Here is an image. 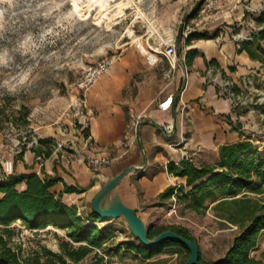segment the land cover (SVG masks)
Segmentation results:
<instances>
[{"label":"rangeland","instance_id":"rangeland-1","mask_svg":"<svg viewBox=\"0 0 264 264\" xmlns=\"http://www.w3.org/2000/svg\"><path fill=\"white\" fill-rule=\"evenodd\" d=\"M119 2L106 0V16L99 21V6L85 18L86 10L74 11L71 0H0V180L14 173L17 161L24 162L32 154L33 162L38 163L35 157L42 155L33 151L39 148L40 139L51 140L42 146L46 151L51 149L50 156L63 151L91 157L86 151H93L92 139L93 147H85L83 152L80 147L90 137H84L82 130L102 111L90 101L94 85L117 81V105L129 115L128 100L151 71L147 57L158 53L160 63L167 64L160 55L163 42H174L182 55L200 41L185 46L190 33L211 37L218 33L210 39L237 42L255 29L249 14L264 9V0H133L122 16L115 17ZM88 4L89 0H78L79 8ZM102 61L111 63L109 69L96 75ZM214 79L204 80L213 86L219 77ZM247 90L252 108L248 112L237 109L248 119L240 120L236 127L243 128L247 136L261 138L264 92L250 86L243 91ZM134 120L130 116L128 125ZM208 161L213 165L217 159L210 156ZM201 165L205 164L196 166ZM224 196L220 188L198 194L202 206L197 212L189 208L194 202L190 196H173L165 202L156 198L144 205L140 215L147 229L186 230L199 249L201 261L212 263L226 253L249 215L264 213V186L256 193L234 197L244 198V204L219 207L217 203ZM96 226L110 230L113 237L79 264H91L95 255L112 264H182L187 259V250L172 243L151 259H142L127 248L136 246L137 241L122 217L98 221ZM10 228L8 246L21 259H29L43 248L59 253L58 243L65 239L64 231L53 227L30 231L15 222Z\"/></svg>","mask_w":264,"mask_h":264},{"label":"crops","instance_id":"crops-1","mask_svg":"<svg viewBox=\"0 0 264 264\" xmlns=\"http://www.w3.org/2000/svg\"><path fill=\"white\" fill-rule=\"evenodd\" d=\"M236 49L235 41L200 40L186 50L198 53L189 65L185 64L184 53L180 54L171 81L163 77L168 65L160 63L158 58L157 64L149 67L151 71L145 82L138 84L136 93L128 100L129 115L117 105V81L94 85L90 101L102 111L89 119L88 131L94 147L86 154L93 156L104 152L112 158L109 165L90 167L82 155L61 151L41 164L33 162V154L24 162L17 161L14 173L58 178L60 181L51 192L61 195L64 203L86 215L84 210L91 209L92 199L100 186L125 169H131L111 192L110 198H117L133 209L144 222L140 212L148 201L158 198L169 186L185 183L184 179L167 173L168 163L178 164L182 159H189L194 165L208 164L210 156L217 159L219 147L246 138L247 132L236 127V123L247 121L248 116L233 112L230 101L221 97L202 77L207 63L215 60L218 69L238 90L250 86L259 93L264 92V66L245 52L237 53ZM141 52L145 53L142 47ZM169 94L174 96L172 108L160 111L158 101ZM130 116L133 120L138 118L137 137L131 139L130 149L123 154V133ZM80 150H86L84 144ZM64 185L77 192L64 193Z\"/></svg>","mask_w":264,"mask_h":264},{"label":"trees","instance_id":"trees-1","mask_svg":"<svg viewBox=\"0 0 264 264\" xmlns=\"http://www.w3.org/2000/svg\"><path fill=\"white\" fill-rule=\"evenodd\" d=\"M249 15L256 28L250 32L248 38L236 42V51L245 52L250 59L264 64V9ZM217 36L218 33L213 37L208 33H190L185 40V46H189L193 40L214 39ZM197 54L196 51H185V64L189 65ZM207 66L218 69L215 60H211ZM221 76L226 78L222 71ZM232 89L238 90L235 86ZM232 111L236 114L243 113L238 112L237 109ZM82 134L87 137L88 128H84ZM49 142H51L49 139H40L39 148L34 149L33 153L47 159L51 149L46 151L42 146ZM166 171L174 177L184 179L185 183L166 188L158 195V199L162 202L173 196L179 198L190 196L194 202L189 208L197 212L202 206V198L197 197L198 194L220 188L224 190L226 196L217 203L219 207L227 204H244V198L234 197L243 192L256 193L261 186H264V141L260 137L246 136L244 140L219 147L217 161L213 165L196 166L189 159H182L178 164L168 163ZM59 181L56 177L40 178L36 174L15 173L0 180V264H79L93 250H99L103 244L112 239L110 230L96 226L99 218L92 210L83 216L75 206L64 203L61 195L51 192V188ZM186 188L189 191L184 192ZM63 192L75 193L77 189L64 185ZM15 222H20L30 231H39L47 227L64 231L65 239L58 243L59 253L43 248L31 258L21 259L18 253L8 246L12 235L10 226ZM166 230H171L194 242L186 230L178 227L148 229V237L152 239ZM132 238L137 241L133 235ZM169 243L172 242L148 250L137 241L136 246L129 245L127 248L142 259L149 260ZM91 264L112 263L95 255ZM199 264H264V213H253L247 217V224L233 238L230 247L221 258L212 263H203L199 254Z\"/></svg>","mask_w":264,"mask_h":264},{"label":"built area","instance_id":"built-area-1","mask_svg":"<svg viewBox=\"0 0 264 264\" xmlns=\"http://www.w3.org/2000/svg\"><path fill=\"white\" fill-rule=\"evenodd\" d=\"M161 45L163 46V50H161L160 55L167 61V64L169 67V69L166 72H164L163 76L167 80L171 81L173 80V75L177 68L180 54L177 53L174 42H168V43L163 42ZM150 55L151 56L147 57V64L149 66H155L158 62V56H157L158 53L150 54ZM110 64L111 63L108 61H102L95 69V74L101 75L107 72ZM217 77H219V80L217 81L216 85H213V86L216 87L217 92L221 97L230 101L232 109H241L247 112L251 111L252 105H250L249 103L251 99H249L248 95H246L247 93L249 95L251 94L248 90L247 91H242V90L234 91L232 89L234 86L232 81L226 78H221L220 70L215 67L208 66L206 70L204 71L203 78L205 80H210L212 78L214 79ZM173 100H174L173 94H169L162 101H158L157 108L160 111H169L173 106ZM137 120L138 118H136L124 130L123 154H126L128 149H130L133 143L131 139H136L137 137V131H138V121ZM251 136H254V135H251ZM261 138L264 141V133L261 134ZM84 146L93 147V144L91 142V137H87L86 139H84ZM58 147H60V145H58ZM83 158L84 160H87V163L94 168L109 165L110 162L112 161V158L104 152H100V154L93 155L91 157L83 156ZM42 160H43L42 156L35 157V161L38 162L39 164H41Z\"/></svg>","mask_w":264,"mask_h":264},{"label":"water","instance_id":"water-1","mask_svg":"<svg viewBox=\"0 0 264 264\" xmlns=\"http://www.w3.org/2000/svg\"><path fill=\"white\" fill-rule=\"evenodd\" d=\"M180 65L182 70L185 71L182 63ZM130 171L131 169H125L113 179L100 186L91 202L92 212L99 218L100 222L120 217L124 218L133 236L148 250H154L166 242H172L183 246L188 251L189 256L184 264H199V249L193 241L171 230L163 231L150 239L148 237V229L136 212L125 206L117 198H110L111 192Z\"/></svg>","mask_w":264,"mask_h":264},{"label":"bare ground","instance_id":"bare-ground-1","mask_svg":"<svg viewBox=\"0 0 264 264\" xmlns=\"http://www.w3.org/2000/svg\"><path fill=\"white\" fill-rule=\"evenodd\" d=\"M71 1H72V6L74 8V11L83 12L84 10H86V13L84 15L85 18L89 17L90 10H92V8L95 7V6H99L100 7V9L98 11V14H97V18H98L99 21L106 16V11H107L106 8H105L106 0H89V4L85 8H79L78 0H71ZM132 2H133V0H120V2L117 3V5H116L117 11L115 12L114 16L115 17L122 16L123 13H124V10ZM153 51L157 52V50H153Z\"/></svg>","mask_w":264,"mask_h":264}]
</instances>
